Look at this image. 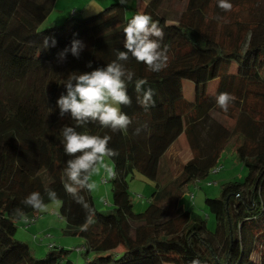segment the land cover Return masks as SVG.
<instances>
[{
  "label": "trees",
  "instance_id": "obj_1",
  "mask_svg": "<svg viewBox=\"0 0 264 264\" xmlns=\"http://www.w3.org/2000/svg\"><path fill=\"white\" fill-rule=\"evenodd\" d=\"M181 1L185 6L176 17L163 10L164 0H147L130 17L126 5L113 1L95 14L39 30L55 0H0V264H76L55 244L40 258L14 239L16 222L38 213L24 198L39 191L51 203L49 188L62 200L63 234L84 243L80 264H264V16L262 22L220 25L216 12L223 10L212 9L213 0ZM136 13L159 22L168 64L154 73L130 56L126 66L154 90V104L141 106L129 84L131 103L121 106L132 119L126 132L97 122L76 128L111 135L118 153L111 160V210L98 211L90 192H80L94 212L89 223L86 210L63 188L71 157L61 128L75 121L59 115L56 100L68 74L106 65L126 50L123 29ZM44 37H54L55 47L49 40L45 48ZM73 39L83 43L82 51L61 60L58 53ZM221 92L235 97L227 112L216 103ZM182 136L191 152L185 161L179 156ZM229 143L246 176L221 183L218 198H205L215 220L210 231L179 201L215 168ZM135 173L153 186L143 212L133 211L129 194L127 179ZM16 208L23 218L14 216Z\"/></svg>",
  "mask_w": 264,
  "mask_h": 264
},
{
  "label": "clouds",
  "instance_id": "obj_2",
  "mask_svg": "<svg viewBox=\"0 0 264 264\" xmlns=\"http://www.w3.org/2000/svg\"><path fill=\"white\" fill-rule=\"evenodd\" d=\"M124 0H121L123 3ZM217 7L229 11L233 4L231 0H217ZM125 35L123 51H117L116 58L106 65L96 67L88 72H72L64 79L63 93L56 100L59 115L67 114L75 126L64 125L61 128L64 152L71 158L64 168L65 180L63 188L72 194L76 203L88 213L87 221H92L94 212L88 201L80 194L81 190L93 192L97 184L93 177L100 175L102 170L113 175L109 163L118 153L110 147L112 136L109 134H90L85 128L78 132L77 127H84L90 122H97L101 127L110 129L113 133L126 132L132 123L131 117L122 111L121 106L131 103L128 94L129 84L134 83L139 102L145 109L154 104V90L146 87L147 81L136 78L135 73L126 66L130 56L143 64L154 73L161 72L168 64L167 46L162 47L164 31L157 20L148 13H136L126 23L123 29ZM55 47L54 37H44V47ZM84 45L79 39H73L70 46L58 53L62 60L67 54L78 57ZM87 67L91 68V64ZM235 97L228 92H221L216 97L217 105L227 112ZM139 133L140 129L136 130ZM78 154V155H77ZM110 177V176H109ZM102 180V179H101ZM49 201L57 206L62 200L57 192L49 188L46 192ZM23 204L34 210L45 212L47 204L39 191L30 192ZM17 218H23V209L16 208L13 212ZM192 264H199L194 260Z\"/></svg>",
  "mask_w": 264,
  "mask_h": 264
},
{
  "label": "rangeland",
  "instance_id": "obj_3",
  "mask_svg": "<svg viewBox=\"0 0 264 264\" xmlns=\"http://www.w3.org/2000/svg\"><path fill=\"white\" fill-rule=\"evenodd\" d=\"M86 0H59L58 6L53 14V17L60 15V12H71L72 7L70 5H82ZM121 1V0H120ZM213 0L211 8L216 10V2ZM233 7L229 11L216 12V16L221 17L218 24L224 23L230 25L234 22H262L261 17L264 16V0H231ZM110 4V0H107L104 6ZM126 5V16L130 17L134 12L133 10L142 11L144 7L143 0H124ZM103 6V7H104ZM185 6V1L181 0H164L162 8L172 17H176L180 14ZM70 14L68 15V17ZM86 16V15H84ZM78 15H74V19H77ZM250 17L251 20L248 19ZM57 22V21H56ZM57 26L56 24L50 25L46 20L40 25L39 30H43L49 27ZM175 41L174 36H171V44ZM158 129L160 127H157ZM160 131V130H157ZM185 144V149L181 152L180 157L182 161L191 156V152L184 139H181ZM234 144L229 143L228 147L220 154V157L215 165V168L211 170L207 177L202 180L196 181L195 184L190 185L180 199V205L186 210H192L201 216L206 223L208 230L213 231L215 228V220L209 215V212L204 206L205 198H218L220 192V184L231 181H242L246 176V170L237 160L235 152L233 151ZM109 167L112 169V163H109ZM106 179L105 183H102L101 179ZM97 184V189L90 192L95 208L98 211L106 212L112 208V192H111V180L107 173L103 170L100 175L93 177ZM129 194L133 205L134 212H143L147 206L151 187L148 184L149 181L143 179L138 174H133L129 179ZM47 211H38L37 220L28 225L22 226L24 219L16 222V233L14 235L15 240L22 241L30 247L32 252L40 258H44L49 251V244H55L56 247H62L64 250L69 251L67 254L68 260L76 264H80L83 260L82 256L76 251V248H82L84 243L78 236L63 234L65 229V222L59 221V213L57 206L54 202L47 204ZM28 228V229H27ZM48 234L47 238L45 235ZM31 237H34L33 239ZM45 238V239H43ZM42 239V240H40ZM254 257V256H253ZM255 259V257H254Z\"/></svg>",
  "mask_w": 264,
  "mask_h": 264
},
{
  "label": "crops",
  "instance_id": "obj_4",
  "mask_svg": "<svg viewBox=\"0 0 264 264\" xmlns=\"http://www.w3.org/2000/svg\"><path fill=\"white\" fill-rule=\"evenodd\" d=\"M58 1L59 0H55V3H54V8H53V10H52V12L48 15V17L44 20V21H48L49 22V24L50 25H53V24H59V23H61L64 19H66V18H74V15H78V16H84V15H92V14H95V13H97V12H99V11H101L105 6H104V4L106 3V1L107 0H86L85 2H83V4L81 5H78V6H75V5H70L69 6V8H71L72 7V10H71V12H68V10L67 11H64V12H60V15L59 16H57V17H53V14H54V12H55V10H56V8H57V6H58ZM113 1H119V2H121L120 0H110V3H112ZM144 1V6H145V3H146V1L147 0H143ZM104 6V7H103ZM107 6V5H106ZM144 8V7H143ZM137 11V10H136ZM138 12H140V11H138ZM70 14V16L68 17V15ZM57 21V22H56ZM161 132V131H160ZM183 138V136L182 137H180L179 138V146H180V152H179V156H180V154H181V152L185 149V144H183L182 143V141H181V139ZM185 139V138H184ZM191 156H189V158H190ZM181 158V157H180ZM188 158V159H189ZM187 160V159H186ZM142 177V176H141ZM144 179V178H143ZM149 185H150V187H151V191H150V194H151V192L153 191V186H152V183H148ZM149 194V195H150ZM36 216H37V218H38V215L37 214H35ZM59 219V221H64V220H62V219H60V218H58ZM37 220V219H36ZM22 224V226L24 225L25 227H26V224H24V223H21ZM28 229V228H27ZM47 236H48V234H46L45 235V237L47 238ZM32 239L34 238V237H31ZM43 239H45V238H43ZM40 240H42V239H40ZM54 244H49V247L50 246H53ZM48 247V248H49Z\"/></svg>",
  "mask_w": 264,
  "mask_h": 264
},
{
  "label": "built area",
  "instance_id": "obj_5",
  "mask_svg": "<svg viewBox=\"0 0 264 264\" xmlns=\"http://www.w3.org/2000/svg\"><path fill=\"white\" fill-rule=\"evenodd\" d=\"M109 176L111 177L112 175H109ZM101 181H102V183H105L106 182V179L103 178ZM59 218L60 219H63L60 216H59ZM36 219H37V216L36 215H34L32 217H26V218H24V224H26V226H28V225L34 223L36 221ZM75 250L78 251V252H83L84 251V247H82V248H76Z\"/></svg>",
  "mask_w": 264,
  "mask_h": 264
}]
</instances>
